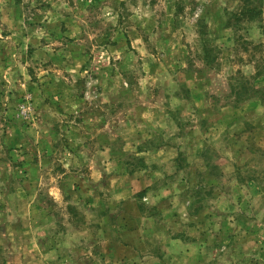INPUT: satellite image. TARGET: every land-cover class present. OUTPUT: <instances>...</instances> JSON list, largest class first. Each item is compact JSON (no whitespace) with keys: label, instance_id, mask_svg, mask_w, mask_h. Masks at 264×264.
I'll return each mask as SVG.
<instances>
[{"label":"rangeland","instance_id":"374dc122","mask_svg":"<svg viewBox=\"0 0 264 264\" xmlns=\"http://www.w3.org/2000/svg\"><path fill=\"white\" fill-rule=\"evenodd\" d=\"M131 227L264 264V0H0V264H123Z\"/></svg>","mask_w":264,"mask_h":264},{"label":"crops","instance_id":"0c3cea01","mask_svg":"<svg viewBox=\"0 0 264 264\" xmlns=\"http://www.w3.org/2000/svg\"><path fill=\"white\" fill-rule=\"evenodd\" d=\"M135 216L141 217V215L139 213H136ZM128 232L135 238L133 239L132 242H127L126 244H124L122 246H119L121 248L122 247L125 248V256H126V258L120 257L121 261H123V264H127L129 262V258L130 257L133 258L134 256H139V255H141V257H142L141 261H142L143 264H164V263H166L165 260H167L169 258V256L161 257V256H158V255H152L151 253H144L143 251H140V249H139L141 247L140 244L136 243L137 241H140L139 239H137V237L145 236L147 234L150 236V235L155 234V233H150V231L146 232L144 228L141 229V228H137V227L129 228ZM155 235H157V234H155ZM166 245L169 246L170 248H173V247L177 248V245H174V242L171 241V240H169V242ZM120 250H122V249H120ZM161 250L169 252L170 249H167L166 246H164V247L162 246ZM170 256L173 258V255H170ZM189 258L187 259L186 262H188V260H190ZM188 264H190V263H188Z\"/></svg>","mask_w":264,"mask_h":264},{"label":"trees","instance_id":"16d2710c","mask_svg":"<svg viewBox=\"0 0 264 264\" xmlns=\"http://www.w3.org/2000/svg\"><path fill=\"white\" fill-rule=\"evenodd\" d=\"M246 12H248V13H254L255 12V10H251V9H246Z\"/></svg>","mask_w":264,"mask_h":264}]
</instances>
